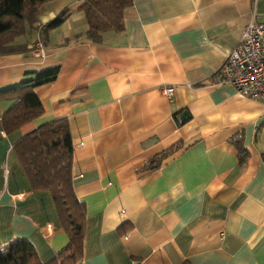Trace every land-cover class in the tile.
Segmentation results:
<instances>
[{"label":"crops","instance_id":"0c3cea01","mask_svg":"<svg viewBox=\"0 0 264 264\" xmlns=\"http://www.w3.org/2000/svg\"><path fill=\"white\" fill-rule=\"evenodd\" d=\"M82 1L41 6L40 25L68 11L44 56L31 53L36 30L0 55V89L59 68L34 88L43 112L9 134L1 116L13 100H0V245L26 239L46 263L67 244L51 195L30 188L12 149L67 117L72 186L86 209L76 264H264V100L213 83L244 26L264 22V0H132L122 30L101 43L85 37ZM175 144L158 169L138 171Z\"/></svg>","mask_w":264,"mask_h":264},{"label":"trees","instance_id":"16d2710c","mask_svg":"<svg viewBox=\"0 0 264 264\" xmlns=\"http://www.w3.org/2000/svg\"><path fill=\"white\" fill-rule=\"evenodd\" d=\"M49 0H0V55L17 50L11 42L26 31L41 27L48 31L61 25L68 11L63 8L52 19L39 24L41 6ZM132 0H83L79 10L86 21L85 37L95 43L102 42L104 31H121L125 10ZM59 68L49 67L34 72V77L20 84L0 89V100H13L1 116L2 129L12 133L43 112V106L34 92L37 85L52 81ZM239 164L248 152L242 142L234 139ZM180 145L149 157L138 171L146 174L160 167L162 161ZM21 169L33 191H48L60 225L67 235V244L48 262L42 263L34 246L26 239H13L0 245V264H76L83 256L85 230V204L80 201L72 186V139L67 117L44 122L31 129L12 145ZM126 223L118 227L122 235ZM181 264H190L183 261Z\"/></svg>","mask_w":264,"mask_h":264},{"label":"built area","instance_id":"2783aa9c","mask_svg":"<svg viewBox=\"0 0 264 264\" xmlns=\"http://www.w3.org/2000/svg\"><path fill=\"white\" fill-rule=\"evenodd\" d=\"M43 34L39 30L31 46L34 56L45 55ZM213 83L229 84L241 96L264 100V22L256 16L244 26L241 37L214 73ZM164 91L172 96L171 87Z\"/></svg>","mask_w":264,"mask_h":264},{"label":"water","instance_id":"95a60500","mask_svg":"<svg viewBox=\"0 0 264 264\" xmlns=\"http://www.w3.org/2000/svg\"><path fill=\"white\" fill-rule=\"evenodd\" d=\"M187 118V112L183 111L181 114V120H184Z\"/></svg>","mask_w":264,"mask_h":264},{"label":"rangeland","instance_id":"374dc122","mask_svg":"<svg viewBox=\"0 0 264 264\" xmlns=\"http://www.w3.org/2000/svg\"><path fill=\"white\" fill-rule=\"evenodd\" d=\"M39 30H42L41 27H39L38 30H36V31L39 32ZM38 32H37V33H38ZM43 33H44V32H43ZM44 34H45V33H44ZM44 34H43V35H44ZM34 40H35V39H34ZM44 40H45V35H44Z\"/></svg>","mask_w":264,"mask_h":264}]
</instances>
